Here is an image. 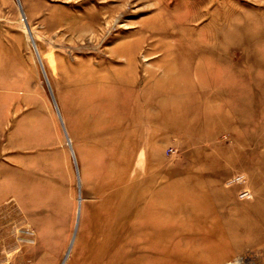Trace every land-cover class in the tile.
Returning <instances> with one entry per match:
<instances>
[{
  "label": "rangeland",
  "instance_id": "rangeland-1",
  "mask_svg": "<svg viewBox=\"0 0 264 264\" xmlns=\"http://www.w3.org/2000/svg\"><path fill=\"white\" fill-rule=\"evenodd\" d=\"M14 61L0 264H264V0H0Z\"/></svg>",
  "mask_w": 264,
  "mask_h": 264
},
{
  "label": "crops",
  "instance_id": "crops-1",
  "mask_svg": "<svg viewBox=\"0 0 264 264\" xmlns=\"http://www.w3.org/2000/svg\"><path fill=\"white\" fill-rule=\"evenodd\" d=\"M7 69H9V70H7ZM22 70H23V69H22ZM3 71L8 72V73H10V74H13L15 71H16V72H20L21 69L17 67V63L14 61L13 64H11V65H10L8 68H6V69L3 68V67H2V68L0 67V78H1V77L4 78V76L1 75V74L3 73ZM12 72H13V73H12ZM17 77H18V76H17ZM14 80H15V78H14ZM12 84L15 85L14 82H13ZM115 89H116V88H115ZM94 91H95V90L91 91L90 93H93ZM80 92L83 93V94H90L89 91H87V90L78 91V94H81ZM96 100H97V101H100L99 98L96 99ZM95 103H96V102H95ZM88 104L90 105V104H92V103L90 102V103H88ZM83 116H85V115H82V117H83ZM70 121L72 122V124H73V122H74V124H75V120H74V118L71 119ZM16 173H17V172H15V170H14L12 180H13V183H15V184H17V181H16V180H17V178H16V175H17V174H16ZM1 178H2V177L0 176V183H4V178H2L3 180H1ZM1 181H2V182H1ZM18 192H19V191L17 190V191H14L13 193L16 195V194H18ZM20 194H21V193H20ZM16 196H18V195H16Z\"/></svg>",
  "mask_w": 264,
  "mask_h": 264
},
{
  "label": "bare ground",
  "instance_id": "bare-ground-1",
  "mask_svg": "<svg viewBox=\"0 0 264 264\" xmlns=\"http://www.w3.org/2000/svg\"><path fill=\"white\" fill-rule=\"evenodd\" d=\"M33 48H34V45H33ZM195 72H196V71H195ZM195 72H193V73H195ZM195 75H196L197 77H199L200 80H202L203 84L206 82V79H205L204 74L199 75V74H196V73H195ZM99 99H100V98H99ZM95 101H96V103L99 102V101H97V100H95Z\"/></svg>",
  "mask_w": 264,
  "mask_h": 264
}]
</instances>
